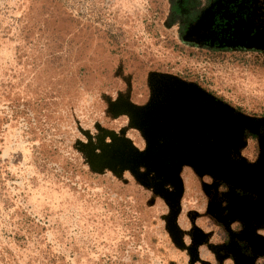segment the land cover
Returning <instances> with one entry per match:
<instances>
[{"label":"rangeland","instance_id":"rangeland-1","mask_svg":"<svg viewBox=\"0 0 264 264\" xmlns=\"http://www.w3.org/2000/svg\"><path fill=\"white\" fill-rule=\"evenodd\" d=\"M169 5L0 0V264H237L231 248L255 233L245 224L232 235L228 224L264 213V151L251 169L229 157L241 120L190 92L175 97L189 104L165 135L186 145L190 129L194 143L164 156L157 175L138 157L146 140L129 109L148 102L149 78L161 74L196 84L225 108L264 116V49L185 44ZM174 90L185 91L163 92ZM167 136L158 138L164 148ZM182 156L211 173L180 166L175 242L157 191L173 190L171 159ZM204 174L213 180H199ZM218 180L231 187L224 223L211 197ZM220 225L230 230L224 243Z\"/></svg>","mask_w":264,"mask_h":264},{"label":"flooded vegetation","instance_id":"flooded-vegetation-1","mask_svg":"<svg viewBox=\"0 0 264 264\" xmlns=\"http://www.w3.org/2000/svg\"><path fill=\"white\" fill-rule=\"evenodd\" d=\"M168 13L171 25H176L178 35L185 44L215 51L243 50L246 47L248 48L244 50L248 51L254 50L252 47L264 49V43L262 44L259 40L264 37V0H170ZM259 51L264 52V50ZM183 89L188 92V99L191 95L190 92H193L195 94H192L193 98L200 103H209L210 108L214 109V106H217L224 110L228 109L209 97L210 93L203 88H201L202 91L191 87ZM230 107L244 116L241 117L233 110H227L241 121L237 129L238 137L232 143L233 148L226 150V154L231 158L240 156L251 169L250 167H254L257 162L260 152L264 151V116L250 115L239 111L236 107ZM191 124L192 122L188 126ZM189 130H185V133L187 132L185 138L193 141L194 134H191ZM249 144L250 153L245 154L244 151ZM125 156L129 157V155ZM139 169V171L143 170ZM260 170V172H264V164ZM203 177L209 178V181L202 179ZM203 177L199 179L202 182L213 180L208 174H204ZM148 180H154L151 172ZM234 183L238 184L237 181ZM230 185H234L233 182ZM215 189L217 193L213 191L211 193L213 202H218L215 216L221 223H224L228 216L225 207L229 197L226 196L230 194L231 187L223 185L218 180ZM245 224L250 225L249 228L255 234L243 233V236L246 235L247 245L243 242H236L231 248L232 254L237 264H264V213L242 221L229 222L228 229H231L230 233L234 235V232L243 228ZM222 231L225 240L223 239L221 242L224 243L229 239L230 230L227 232L222 228ZM257 251L260 254L251 258L252 253H257Z\"/></svg>","mask_w":264,"mask_h":264},{"label":"water","instance_id":"water-1","mask_svg":"<svg viewBox=\"0 0 264 264\" xmlns=\"http://www.w3.org/2000/svg\"><path fill=\"white\" fill-rule=\"evenodd\" d=\"M167 87L177 89L191 87L199 91L198 86L194 83L184 82L170 75H153L149 78L150 98L148 102L138 109H129L132 123L136 128L140 130L142 136L146 140V149L143 152L139 153L138 157L144 159L143 164L147 167V169L155 171L157 175L164 174V171H160V167H162L163 165L162 158L164 156L170 157V153L174 155H184L182 154L184 152L183 150H186L187 146H189L190 143H194L191 141H186V145H179V143H177L175 140L176 138H173V136L171 137L165 135V131L167 129L165 128L166 126L170 128V126L175 123L174 119L178 116L180 117V115H183V118L185 117V110H182L183 107L181 106H187L189 104L187 98L185 100L182 98H178L183 101H179V103L178 99L175 98L176 96L186 97V94H188L186 91L174 90L163 92V89ZM226 106L228 107V109L233 110L227 104ZM239 114L241 115V113ZM167 131L168 133L170 132L169 129ZM165 136L168 137L167 140H169L171 143L170 147L168 148H164L158 143V138H165ZM181 141L182 140H180L179 142L181 143ZM195 157L200 159L199 155H195ZM171 160L174 162H172L173 164L171 165L170 169L173 172L172 174L169 172L170 175H168V179L173 185V190L171 192L159 190L157 191V194L164 199L168 206L169 212L166 218L167 230L172 239L177 242L178 238L176 237L178 235V229L175 224V217L179 209V197L182 191L181 180L178 177L177 172L182 164L191 166L197 174L201 172L209 173L210 170H208L207 168L211 166L207 165V167L202 164H200V166H197L196 163L191 162V160L188 158L185 159L184 156H182V159L179 161L175 157H173ZM173 168L174 170H172Z\"/></svg>","mask_w":264,"mask_h":264}]
</instances>
